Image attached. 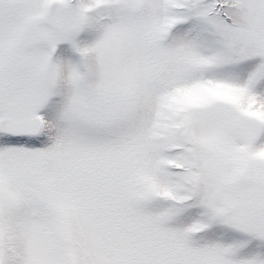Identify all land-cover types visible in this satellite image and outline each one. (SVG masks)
<instances>
[{"label":"snow or ice","instance_id":"obj_1","mask_svg":"<svg viewBox=\"0 0 264 264\" xmlns=\"http://www.w3.org/2000/svg\"><path fill=\"white\" fill-rule=\"evenodd\" d=\"M0 264H264V0H0Z\"/></svg>","mask_w":264,"mask_h":264}]
</instances>
